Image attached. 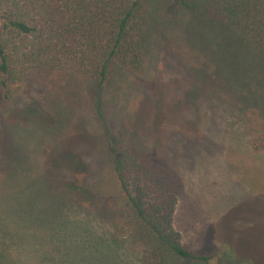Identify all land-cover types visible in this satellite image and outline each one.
<instances>
[{
    "label": "rangeland",
    "instance_id": "rangeland-1",
    "mask_svg": "<svg viewBox=\"0 0 264 264\" xmlns=\"http://www.w3.org/2000/svg\"><path fill=\"white\" fill-rule=\"evenodd\" d=\"M206 23L180 0H159L141 68L111 66L108 129L95 86L72 75L0 96V264H152L108 131L179 188L173 224L186 250L210 264H264V150L251 144L259 105L233 84L239 68L215 54Z\"/></svg>",
    "mask_w": 264,
    "mask_h": 264
},
{
    "label": "trees",
    "instance_id": "trees-1",
    "mask_svg": "<svg viewBox=\"0 0 264 264\" xmlns=\"http://www.w3.org/2000/svg\"><path fill=\"white\" fill-rule=\"evenodd\" d=\"M198 11L211 34L215 54L237 66L235 86L248 93L252 113V148L264 150V0H180ZM159 0H0V96L8 102L24 96L44 76L68 74L94 85L97 113L103 115L111 66L141 68L146 26ZM232 48V49H230ZM230 49V50H229ZM229 52H226V51ZM226 54V55H225ZM249 69V71L246 70ZM36 112V111H34ZM33 112V113H34ZM108 133L114 172L130 216L140 225L152 264H181L196 256L180 243L174 229L178 187L169 175L146 168L123 141ZM132 218V217H130Z\"/></svg>",
    "mask_w": 264,
    "mask_h": 264
}]
</instances>
